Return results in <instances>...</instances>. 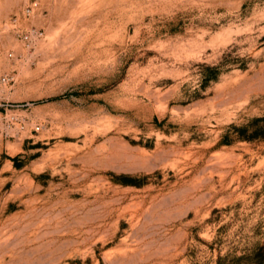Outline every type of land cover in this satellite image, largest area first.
Here are the masks:
<instances>
[{
    "label": "rangeland",
    "instance_id": "obj_1",
    "mask_svg": "<svg viewBox=\"0 0 264 264\" xmlns=\"http://www.w3.org/2000/svg\"><path fill=\"white\" fill-rule=\"evenodd\" d=\"M34 1L0 0V264L264 245V0Z\"/></svg>",
    "mask_w": 264,
    "mask_h": 264
},
{
    "label": "built area",
    "instance_id": "obj_2",
    "mask_svg": "<svg viewBox=\"0 0 264 264\" xmlns=\"http://www.w3.org/2000/svg\"><path fill=\"white\" fill-rule=\"evenodd\" d=\"M38 8V1H34L30 3L26 8L24 9L25 15H31L36 9ZM16 20V18H14ZM43 30L40 28L30 27L24 30H18L17 35L25 41L28 46H32L37 43L38 40H40L43 37ZM13 80V77L5 74L0 77V83L7 84L10 83ZM0 121H3L5 123L4 125V134L5 136H13V132L15 134H18L20 131L25 130L28 128L29 119L25 115L17 114V113H11L7 114V112L2 115L0 113ZM41 126L39 124H34L31 126V129L38 131L40 130Z\"/></svg>",
    "mask_w": 264,
    "mask_h": 264
},
{
    "label": "trees",
    "instance_id": "obj_3",
    "mask_svg": "<svg viewBox=\"0 0 264 264\" xmlns=\"http://www.w3.org/2000/svg\"><path fill=\"white\" fill-rule=\"evenodd\" d=\"M217 264H264V245L255 246L249 253L219 257Z\"/></svg>",
    "mask_w": 264,
    "mask_h": 264
}]
</instances>
